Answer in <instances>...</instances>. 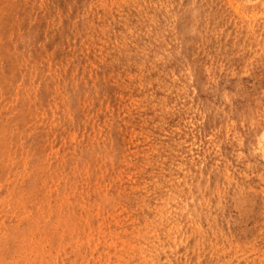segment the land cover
Returning a JSON list of instances; mask_svg holds the SVG:
<instances>
[{"label":"rangeland","instance_id":"374dc122","mask_svg":"<svg viewBox=\"0 0 264 264\" xmlns=\"http://www.w3.org/2000/svg\"><path fill=\"white\" fill-rule=\"evenodd\" d=\"M0 264H264V0H0Z\"/></svg>","mask_w":264,"mask_h":264},{"label":"bare ground","instance_id":"6f19581e","mask_svg":"<svg viewBox=\"0 0 264 264\" xmlns=\"http://www.w3.org/2000/svg\"><path fill=\"white\" fill-rule=\"evenodd\" d=\"M143 143V142H142ZM165 161V160H164ZM142 176V175H141ZM171 183V182H170ZM123 199V198H122ZM179 212V211H178ZM160 217V216H159ZM169 217V216H168ZM182 238V237H181Z\"/></svg>","mask_w":264,"mask_h":264}]
</instances>
